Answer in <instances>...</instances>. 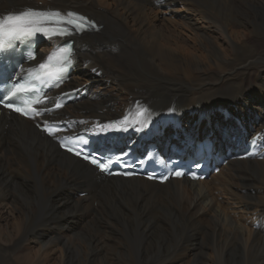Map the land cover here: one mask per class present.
Wrapping results in <instances>:
<instances>
[{
  "label": "bare ground",
  "instance_id": "6f19581e",
  "mask_svg": "<svg viewBox=\"0 0 264 264\" xmlns=\"http://www.w3.org/2000/svg\"><path fill=\"white\" fill-rule=\"evenodd\" d=\"M26 9L78 13L97 30L72 37V74L55 93L85 86L86 97L48 112L51 99L34 121L0 112V264L56 253L61 264H264V158H237L252 131L264 143V0H0V17ZM62 42L41 43L37 59ZM52 122L67 127L47 137L35 125ZM76 132L129 148L152 139L161 153L175 132L180 152L208 138L227 164L215 157L219 172L199 181L107 178L58 149Z\"/></svg>",
  "mask_w": 264,
  "mask_h": 264
},
{
  "label": "snow or ice",
  "instance_id": "6c2138e0",
  "mask_svg": "<svg viewBox=\"0 0 264 264\" xmlns=\"http://www.w3.org/2000/svg\"><path fill=\"white\" fill-rule=\"evenodd\" d=\"M91 28H95V24L76 13L61 14L59 11H42L36 9H26L19 13H11L0 17V54L15 51L19 43H27L37 34L51 39L54 36H72L79 32H84ZM71 47L66 46L50 53L44 62L39 63L35 69L29 71L21 69V73L28 72L29 75H35V79L44 82L42 77H48L60 81L63 74L67 71V64L70 63ZM28 59H35V55H30ZM57 60L64 62L62 66L53 67L51 61ZM23 79V75H20ZM5 83L4 94L0 95V103L5 107L14 110L23 115H28V110L18 107V93L24 92L25 86L21 83L14 82L11 87ZM5 101H9L5 103ZM60 107V105H57ZM35 111V109H30ZM68 151H74L68 148ZM77 156L82 155L80 152L75 153ZM83 159L90 160L91 164L97 166L101 171H107L109 165L89 156H83ZM177 176L181 173L177 172ZM151 178V177H149Z\"/></svg>",
  "mask_w": 264,
  "mask_h": 264
},
{
  "label": "rangeland",
  "instance_id": "374dc122",
  "mask_svg": "<svg viewBox=\"0 0 264 264\" xmlns=\"http://www.w3.org/2000/svg\"><path fill=\"white\" fill-rule=\"evenodd\" d=\"M252 40H255V39H253V38H251ZM184 40L186 41V43L187 44H192L191 42H190V40H189V37L188 36H184ZM85 90V89H84ZM121 94H123V95H125L123 92L121 93ZM204 121H205V118H203V119H201V121H199V125H203V123H204ZM231 123H232V121H231ZM200 126V127H201ZM165 131H167V130H165ZM253 132L254 131H252L249 135H251V134H253ZM230 142H233V141H230ZM128 145V144H127ZM81 196H83V194H81ZM85 198H89V197H85ZM253 229H257V226H254L253 227ZM55 256V257H54ZM57 259V260H56ZM61 259V260H60ZM56 261V262H55ZM43 262V261H42ZM52 262L55 264H61L62 263V258L60 257V255H59V253L57 254H54V255H52V258H51V261L49 260V264H52ZM60 262V263H59Z\"/></svg>",
  "mask_w": 264,
  "mask_h": 264
}]
</instances>
